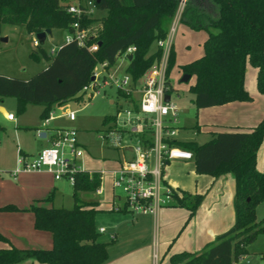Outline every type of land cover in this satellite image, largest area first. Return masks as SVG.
Returning a JSON list of instances; mask_svg holds the SVG:
<instances>
[{"label":"trees","instance_id":"16d2710c","mask_svg":"<svg viewBox=\"0 0 264 264\" xmlns=\"http://www.w3.org/2000/svg\"><path fill=\"white\" fill-rule=\"evenodd\" d=\"M75 1L0 0V23L22 25L32 35L47 27L72 31L76 15L67 7ZM180 1L94 0L96 8L106 9V14L98 18L95 13L86 14L81 23L90 26L100 20V27L87 39L88 45L97 42L99 48L90 50L71 41L50 54L45 41L42 42L32 48L30 55L36 60L45 57L47 66L29 78L0 73V104L5 97L14 96L18 113H23L29 103L44 104L41 117L47 119L55 103L82 96L80 91L92 79L98 62L107 60L114 65L131 44L136 45V50L128 59L126 71L134 80L140 79L161 60L164 47L158 40L167 36ZM181 21L208 31L203 54L181 64L183 73L195 76L190 90L198 108L251 100L253 94L246 87L249 64L257 69V88L264 94V0H186ZM154 44L156 47L152 49ZM175 62L172 45L166 67V91L170 94L174 89L170 73ZM118 93L133 109H139L135 95L120 89ZM123 107L119 104L117 112L106 114L103 122L116 123ZM194 127L199 128V124ZM263 140L264 116L250 128L212 131V136L203 142L192 138L171 140L192 152L199 173L219 176L232 172L236 180L234 224L201 251L182 250L171 254L173 264H235L249 253L248 245L264 232V219L258 220L257 214V206L264 200V169L257 167ZM101 181V172L81 169L75 173L73 207L47 205L41 199L31 203L27 209L35 214V227L52 232V246H2L0 264H15L26 258L48 264L104 263L114 238H100L98 201L81 196L83 191H96ZM173 196L177 205L188 207L193 215L204 194L174 187ZM45 199L52 200L53 194ZM16 209L20 208L13 203L0 206V210ZM0 240L10 241L1 231Z\"/></svg>","mask_w":264,"mask_h":264},{"label":"crops","instance_id":"0c3cea01","mask_svg":"<svg viewBox=\"0 0 264 264\" xmlns=\"http://www.w3.org/2000/svg\"><path fill=\"white\" fill-rule=\"evenodd\" d=\"M100 15H104V13ZM180 21L181 18L179 17L172 42L174 47ZM59 30L61 29L53 28L51 38ZM65 34L66 30L64 37ZM49 36L48 34L47 38ZM207 36L208 32L205 39ZM64 37L56 42H62ZM128 59V56L120 55L113 65L114 68H117L118 72L126 71ZM246 87L253 94L251 100H234L214 106L215 116L213 121H210L212 122L210 124H213L212 131L250 128L262 119L264 116V94L257 88V69L250 64L247 68ZM31 104L27 105L23 113H19V118L16 114L15 118L8 117V114L13 112L12 109L16 108V97L10 98L7 96L0 104V206L13 203L20 208L0 210V231L10 239V241L0 240V247H7L11 244L19 247H51L53 244L52 232L36 228L35 214L27 207L39 199L43 204L58 206L55 204V200L63 191V184L60 181L65 178L56 179L53 173L47 170H24L13 173V169L17 165L20 152L25 154L27 158L35 156L43 148L52 144L58 129L68 126L54 123V120L60 114H55V117L48 120L43 119L41 112L44 104L39 103H34L39 106V121H28L27 114ZM56 104L53 106V112ZM67 110L69 108L65 110V113ZM7 122L12 123L13 126L7 127ZM197 124L200 128L197 132L205 128L201 122L197 121ZM111 128V124L108 123L105 129L109 130ZM113 129L117 128L114 127ZM180 131L181 126L179 133ZM177 138H180L179 135H177ZM80 142L87 150L88 146L83 141L80 140ZM125 149L132 152L131 148L125 147ZM105 158H108V156H105ZM122 160L114 158L115 166L108 170L111 176L110 186L113 190L109 200L100 204L99 196L105 191L103 174L99 187L101 191H92L97 193V198H89L86 195L87 191L81 193L85 200H97L100 210H109L110 217L107 223L110 225V229L105 227L106 230L110 231L105 240H111V234H114L115 237L109 245V257L102 264H154L155 254H157L159 264H173L170 259L171 254L182 250L201 251L213 242L219 234L228 230L234 224L236 218L234 206L236 180L234 174L226 172L215 176L208 173H199L192 158H174L170 160L164 166V177L168 183L178 189L189 191L192 194H204L193 215L190 214L191 210L188 207L177 205L175 200L169 205L162 206L156 213L136 214L127 210L114 209V205L122 199H120L113 185V169L118 167ZM257 167L260 170L264 169V140L258 150ZM86 170L102 173L106 169L98 171L86 168ZM51 193L53 199H45ZM73 199L75 203L74 195ZM263 203L264 200L258 204L257 214H259ZM101 226L104 225H99L98 228ZM255 242L256 240L248 245L249 253L245 256L259 253L260 258H263L264 248H255ZM15 264L48 263L26 258Z\"/></svg>","mask_w":264,"mask_h":264},{"label":"built area","instance_id":"2783aa9c","mask_svg":"<svg viewBox=\"0 0 264 264\" xmlns=\"http://www.w3.org/2000/svg\"><path fill=\"white\" fill-rule=\"evenodd\" d=\"M185 3V0L180 1L167 36L158 40V44L164 47L161 60L151 66L140 79L134 80L127 71L118 72L117 68L104 60L98 62L94 69V78L84 84L80 91L86 99L101 94L110 86H115L117 90L120 89L127 94L134 95L136 91H139V109L124 106L121 110L126 111V116L122 122L117 116L118 129H109L100 134L102 138L110 137L111 133L119 130L122 134L127 132L131 137L136 138L135 143L125 142V147L131 148L133 155L123 159L120 165L113 169V185L123 191V194L118 193L122 200L114 205L116 210H127L136 214L156 213L162 206L171 204L175 200L174 186L165 180L164 166L174 158H192V152L189 149L171 142L173 138H177L180 130V107L172 100L171 94L169 100L165 99L168 56ZM67 8L76 15V19L72 22L73 30L67 31L64 40L53 45L50 53L55 54L64 42L71 41L86 45L90 50L98 49L97 42L87 44L88 37L95 32L91 31L90 26H83L81 23L84 15L95 12L94 0H76ZM33 43L35 46L42 43L37 34H33ZM135 50L136 45L131 44L123 55L128 56ZM65 114L75 119L77 109H69ZM55 116L51 111L46 120ZM8 117L15 118V113L10 112ZM146 131L150 136L143 134ZM121 140L119 138L117 142ZM85 151V146L78 138L77 128H60L52 144L43 148L35 156L27 158L20 152L13 173L24 170H47L52 172L56 179L65 178L74 184L75 173L86 169L78 161ZM97 190L101 191V188ZM99 230L105 231L106 227L101 226ZM111 236L115 237L114 234ZM262 256L264 258V254ZM155 257L154 264H159L157 254Z\"/></svg>","mask_w":264,"mask_h":264},{"label":"rangeland","instance_id":"374dc122","mask_svg":"<svg viewBox=\"0 0 264 264\" xmlns=\"http://www.w3.org/2000/svg\"><path fill=\"white\" fill-rule=\"evenodd\" d=\"M106 12V9L96 8L94 13L98 18L102 16L100 14H106ZM100 24V20L98 19L91 23V31L95 32L100 27ZM207 32L208 31L205 28H193L183 21L179 22L175 36L176 62L170 73L171 84L174 88L171 90L172 100L180 107L179 124L181 126V131L178 135L180 138H192L199 142L207 140L212 134L211 127H213V124H210L212 123L210 121H213L214 119V106L216 105L198 108L194 104L190 85L194 83L195 76H192L190 80L187 81L182 80L183 71L181 70V64L191 61L203 54V44ZM64 33L65 30L61 29L56 31L53 38L49 36L44 42L45 47L50 50L53 45L58 44L56 42L58 39L64 37ZM152 47L155 49L156 44ZM32 48H36L33 43V35L29 34L22 25L0 23V73L9 76L29 78L45 68L48 60L45 57H42L40 60L34 59L30 55ZM134 95L139 99V91H136ZM8 97L15 98L13 96ZM119 104H122L123 106H131V104L127 102V99L118 93L115 86H110L101 94L95 95L91 99H86L84 96H81L80 98H72L62 104L57 103L54 111V114H60V116L54 120V123L77 128L79 140L83 141L88 146L85 153L78 158L79 163L87 169H96L98 171L106 169L102 172L105 191L99 196L100 204L109 200L110 194L113 191L110 186L111 176L108 170L115 166L114 158L124 159L131 157L133 153L125 149V142H136L135 136L131 137L127 132L122 134L119 130H115L114 133H111L110 137H100V134L104 133L106 131L105 128L108 126V123L103 122L104 116L106 114L116 113ZM68 108L77 109V118L75 120H70L65 114V110ZM12 111L19 118L20 115L17 112V109L13 108ZM27 116L28 121H39V106L32 103L29 107ZM118 116L120 122H122L123 118L126 116V111L121 110ZM197 121L201 122L203 127H205L198 132V128L194 127V124H197ZM109 124H111V129L114 127L118 129L115 122H110ZM12 126V123L7 122V127ZM119 138L122 140L118 143L117 140ZM105 156H108V158H105ZM60 182L63 184V191L58 195L55 204L58 206L73 207L74 199L72 184L67 181V179H63ZM115 191L119 194H123L121 188H115ZM86 195L89 198L98 197L96 192H87ZM263 208L264 203L261 205L262 210H259L258 220L264 219ZM108 211L109 210L105 209L98 212V226L104 225L108 228L110 227L107 223V220L110 217ZM109 231L110 230L101 232L100 238L105 240L108 237ZM254 247L257 249L264 248V232L259 233ZM249 259L250 261H248ZM237 264H264V259L260 258L259 253L251 254L249 256L244 255L237 261Z\"/></svg>","mask_w":264,"mask_h":264},{"label":"water","instance_id":"95a60500","mask_svg":"<svg viewBox=\"0 0 264 264\" xmlns=\"http://www.w3.org/2000/svg\"><path fill=\"white\" fill-rule=\"evenodd\" d=\"M48 34H49L50 36L53 35V28H52V27H47L46 29H44V30L38 32V33H37V36L39 37V39H40L42 42H44V41L46 40ZM5 39H7V38H5ZM132 55H133V54H130L129 58H131ZM92 78H94V76H93ZM190 78H191V74H190V73H183V76H182L181 79L187 81V80H189ZM165 99H166V100H169V99H170V93H167V94L165 95Z\"/></svg>","mask_w":264,"mask_h":264}]
</instances>
